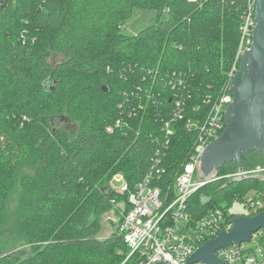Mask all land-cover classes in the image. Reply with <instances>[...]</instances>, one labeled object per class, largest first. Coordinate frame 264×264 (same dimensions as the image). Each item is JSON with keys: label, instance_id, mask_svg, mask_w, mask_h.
Listing matches in <instances>:
<instances>
[{"label": "trees", "instance_id": "1", "mask_svg": "<svg viewBox=\"0 0 264 264\" xmlns=\"http://www.w3.org/2000/svg\"><path fill=\"white\" fill-rule=\"evenodd\" d=\"M247 4L0 0V264L125 261L129 248L117 231L98 239L100 217L119 200L123 214L128 213L129 192L157 160L164 173L153 185L168 205L174 201L176 179L198 138V130L188 124L208 118L231 86L233 68L240 69L237 53ZM135 8L166 10L168 18L126 36L121 30ZM53 54L64 56L55 68ZM63 114L79 123L75 136L51 126ZM167 122L171 136L165 133ZM30 157L35 176L26 179L30 196L21 218L27 230L40 225L46 231L43 237L30 236L32 242L38 238L48 244L39 242L34 256L22 259L6 252L20 240L19 233L3 227L15 173ZM259 167L264 168V152L243 156L245 171ZM238 170L228 162L191 196L192 223L222 210L227 223L221 232L240 216L228 212L236 203L247 207L249 200H261L263 207L248 216L264 211V179L226 178ZM119 174L128 184L123 194L111 188ZM51 232L56 233L49 240Z\"/></svg>", "mask_w": 264, "mask_h": 264}, {"label": "built area", "instance_id": "2", "mask_svg": "<svg viewBox=\"0 0 264 264\" xmlns=\"http://www.w3.org/2000/svg\"><path fill=\"white\" fill-rule=\"evenodd\" d=\"M255 27V0H248L240 27L241 41L237 60H241L243 54L250 50ZM237 72L238 70L234 67L232 73L235 75ZM230 87L228 85L225 87L203 123L191 121L188 124V128L198 130V138L189 162L176 179L174 201L168 205L166 195L163 196L160 188L153 185L154 181L160 180L164 173L158 160L137 185L135 191L129 192L130 210L123 214L122 219L116 225V231L129 248V254L122 264H127L132 258L130 264H158L160 262L187 264L196 250L215 238L223 228L222 224L227 223L222 210H216L196 224L192 223L188 212V202L196 191L212 181L216 175L215 173L212 178L203 175L201 158L209 143L219 137L225 128L224 115L233 101ZM165 133L166 136H171L173 133L168 122L165 124ZM262 175H264V168L259 167L250 171L239 170L227 177L240 179ZM114 180L122 184L117 190L118 193L123 194L129 191L124 176L117 175ZM247 205L250 212L256 213L263 207V202L249 200ZM180 225L183 227L180 228ZM231 227L232 224L228 223L225 230H230ZM263 231L252 236V245L249 244L251 242L240 246L235 244L217 251L218 258L225 264H264V244L260 243Z\"/></svg>", "mask_w": 264, "mask_h": 264}, {"label": "water", "instance_id": "3", "mask_svg": "<svg viewBox=\"0 0 264 264\" xmlns=\"http://www.w3.org/2000/svg\"><path fill=\"white\" fill-rule=\"evenodd\" d=\"M255 22L251 48L241 57L240 69L231 82L233 101L225 112L226 129L209 143L201 158L205 177L232 161L243 170L244 155L264 152V0H255ZM231 222L230 230H222L204 243L187 264H225L217 251L251 242L254 234L264 230V211L236 216Z\"/></svg>", "mask_w": 264, "mask_h": 264}, {"label": "rangeland", "instance_id": "4", "mask_svg": "<svg viewBox=\"0 0 264 264\" xmlns=\"http://www.w3.org/2000/svg\"><path fill=\"white\" fill-rule=\"evenodd\" d=\"M167 18L168 12L166 10L160 12L151 9L135 8L133 10L131 18L127 22L126 26L122 28L121 32L126 36H135L140 31L154 25L158 20H166ZM63 61L64 56L59 54H53L50 57V63L53 68H55L58 64ZM50 124L52 127L56 125L61 126L63 129L67 130L72 136H75L79 129V123L69 118L67 114H63L59 117L53 118ZM216 171H214L209 177L212 178L215 175ZM34 176L35 168L33 165V159L32 157H30L20 166L18 171H16L15 173L13 188L10 191L8 199L7 219L3 227L12 231H17L19 233L20 240L16 244L11 246V248H9V250H7L6 252L10 254H16L22 259H29L34 256L35 249L40 244L39 242H44L45 245L46 243L48 244V242L46 241L39 240L38 242V238L35 237V241L32 242L30 236L37 235L38 237H43L46 234V231L43 229V227H40V225H37L35 228H29V230H27L21 218L25 198H28L30 196V193L26 188V179ZM119 176H121V174H119ZM259 177L264 179V175ZM226 178L229 181L234 180L229 179L228 177ZM111 184V188L113 190H118L119 188H121L122 185L120 182L114 179L112 180ZM124 207L125 205L123 201L119 200L116 203H113V207L110 210L102 214V216L100 217L102 230L98 234V239L100 241L107 240L114 232H116V225L118 224L123 214L122 210L124 209ZM228 212L234 215L248 216L250 210L243 204L236 203L231 209L228 210ZM93 219L94 216L91 217V220ZM182 227L183 225H180V228ZM54 233L56 232H51V234H49V240L53 238ZM260 243L264 244V239L260 240ZM249 244L252 245L253 242Z\"/></svg>", "mask_w": 264, "mask_h": 264}]
</instances>
